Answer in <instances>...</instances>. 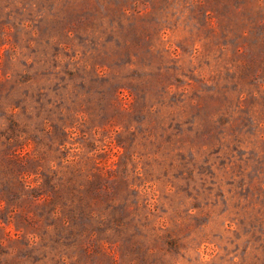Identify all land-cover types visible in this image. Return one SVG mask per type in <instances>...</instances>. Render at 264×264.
Here are the masks:
<instances>
[{
  "label": "rangeland",
  "instance_id": "rangeland-1",
  "mask_svg": "<svg viewBox=\"0 0 264 264\" xmlns=\"http://www.w3.org/2000/svg\"><path fill=\"white\" fill-rule=\"evenodd\" d=\"M0 264H264V0H0Z\"/></svg>",
  "mask_w": 264,
  "mask_h": 264
}]
</instances>
